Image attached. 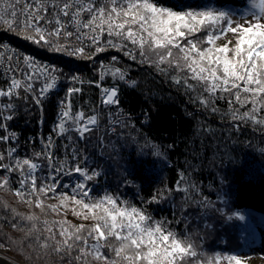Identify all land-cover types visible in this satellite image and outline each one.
I'll return each mask as SVG.
<instances>
[{
    "label": "snow or ice",
    "instance_id": "1",
    "mask_svg": "<svg viewBox=\"0 0 264 264\" xmlns=\"http://www.w3.org/2000/svg\"><path fill=\"white\" fill-rule=\"evenodd\" d=\"M213 0H202L200 8L173 10L159 6L157 0H0V22L9 30L17 31L27 41L52 52H65L70 56L93 59L110 49L140 64H147L169 81L177 90H183L193 105L210 114H220V119L236 131L253 127L264 133V0H248L249 7L243 14H236L212 7ZM239 15V19L236 17ZM242 20L243 22H240ZM228 35L234 38L227 40ZM221 38L224 44H218ZM61 41H64L63 43ZM80 46H76V44ZM91 51L86 54L85 49ZM11 59V57H9ZM23 62L32 69L26 82L13 78L6 89H0V97L20 98L19 89L31 94L32 103L41 111L43 101L57 87L58 70L41 66L34 58L24 56ZM121 57L113 55L109 64H101L99 80L88 81L101 89V105L119 106V82L135 87L136 81L126 78V70L117 66ZM106 76L117 81L112 87L101 83ZM72 81H79L76 76ZM39 89L35 83L41 82ZM83 83V81H79ZM78 87L67 89L66 99L58 103V120L49 136L43 141L42 150L33 153L37 159L47 162L50 169L43 182L35 173L42 166L32 158H20L18 149L0 152V188L9 184V177L18 174L19 187L12 189L21 202L44 212L46 209L60 214V208H69L81 223L73 224L65 216L60 220L40 221L34 214L23 215L20 221L31 222L25 233L35 240L40 249L51 248L61 256L70 258V264H247L238 253H215L202 256L194 233L187 231L190 222L187 215L192 207L204 208L205 203L187 195L186 176L179 173L173 192L185 193L180 205V217H173L178 225L185 223L180 231L173 221L154 219L145 209L120 201L119 197L105 195L88 199L90 190L86 182L93 181L101 173L82 167L88 157L81 154L77 141H87L90 134H99L103 109L72 111L71 97L81 92ZM24 99H28L27 96ZM225 101L227 109L221 112L218 101ZM16 106L9 100L0 103V120L12 121ZM5 112L10 114L5 115ZM107 113V131L115 133V125L128 126L123 114ZM147 116V113H145ZM0 130L7 124L0 123ZM210 132L211 129H201ZM53 134L66 139L65 150L71 148L70 158L56 162L57 145ZM16 133L0 135V143H11ZM101 150L110 147L105 134L97 138ZM113 150H114V146ZM171 147V146H170ZM159 155L160 153H156ZM81 178L73 187V194H59L58 204L45 205L44 197L55 193L61 181L58 174ZM51 181L48 183L47 181ZM65 188L69 185L65 184ZM191 187L198 193L195 185ZM163 193L153 195L147 203L158 201ZM216 211L223 214L222 209ZM237 215L243 220V216ZM231 217H229L230 219ZM91 221V223H87ZM43 224L46 236H41L38 224ZM13 228L17 223L12 224ZM57 234L59 239H57ZM52 242V243H50Z\"/></svg>",
    "mask_w": 264,
    "mask_h": 264
},
{
    "label": "trees",
    "instance_id": "2",
    "mask_svg": "<svg viewBox=\"0 0 264 264\" xmlns=\"http://www.w3.org/2000/svg\"><path fill=\"white\" fill-rule=\"evenodd\" d=\"M162 6L177 11L198 9L202 6V0H176ZM211 6L243 14L249 3L248 0H213ZM3 40L11 41L33 55L65 64L66 68L68 64H75L84 72V80H99L86 61L65 52L57 53L41 48L25 40L18 34V30H9L0 22V41ZM113 55L121 57L120 67L126 70L130 80L136 81L135 87H129L125 82L118 84L119 106L128 114V126H115L114 134L107 132L110 127L108 123L106 125L107 113L114 109L110 105H101V95L95 84H82V91L72 96L74 108L80 106L86 114H91V109H103L104 119L101 121L99 134H105V143L110 145L101 150L97 143L99 134L96 133L90 134L87 141H77L75 145L84 150L81 160L84 155L88 157L87 163L81 166L101 173L93 181L86 182L90 190L88 199H95L106 193L112 194L119 197L120 201L145 209L156 220L173 221V227L183 231L185 223L177 225L173 217H180V210L175 206L180 205L185 193L173 192L169 195L165 191L166 188H174L179 173L183 172L187 180L182 186L189 188L187 195L206 205L204 208L192 207L187 214L190 220L187 231L195 234L198 252L202 256L215 253L241 255L259 244L264 237V133L251 126L236 131L220 119V114H210L198 105L191 104L182 89L177 90L147 64H140L139 56L133 62L113 49L98 56L104 58ZM112 81L116 80L106 76L101 83L111 84ZM61 91L62 87L51 93L43 103L48 122L61 98ZM25 96L21 93L20 98L14 100L16 109L10 123L17 130L19 145L16 146V155L20 158H32L42 166L35 173L40 178V183L48 166L46 161L33 155L42 148L37 140L30 137L31 133H36V111L29 97L24 99ZM217 106L221 112L227 109L223 100L218 101ZM102 126L106 128L103 129ZM207 128L211 131L201 130ZM66 143L67 140L61 138L56 143L57 163L70 158L71 148L65 150L63 147ZM4 151H7V147L1 143L0 152ZM157 152L160 154L157 155ZM4 175L5 173L0 172V178ZM58 178L61 183L55 192L56 197L52 193L44 197L50 198L52 204H58L59 194L68 192L81 179L75 173L71 176L61 173ZM18 180V174H12L9 184L0 188V247L26 264H70V258L62 261L61 256L51 248L40 249L35 240L37 233L26 237L25 233L31 227V222L20 221L15 213L25 216L34 214L39 216L40 221L45 218L49 221L60 220L64 217L50 209L42 212L14 198L12 189L19 187ZM65 184L69 187L65 188ZM191 185H195L199 192ZM158 192L163 193V197L147 203ZM71 207L69 204V209ZM216 209H222L223 214ZM234 214H239L244 219L241 220ZM13 223H17L16 228L12 227ZM38 227L39 234L46 236L43 224L39 223Z\"/></svg>",
    "mask_w": 264,
    "mask_h": 264
},
{
    "label": "built area",
    "instance_id": "3",
    "mask_svg": "<svg viewBox=\"0 0 264 264\" xmlns=\"http://www.w3.org/2000/svg\"><path fill=\"white\" fill-rule=\"evenodd\" d=\"M173 1H176V0H157V3H158V5H164L166 3L173 2ZM76 46H80V45L77 43ZM90 51H91L90 49H87V48L85 49L86 54H88ZM24 56H30V57L34 58L36 63L41 65V66L48 65V66L53 67V68L58 70L57 72L53 73L54 75H56L58 77L57 87L54 90L50 91V93L47 95V98L51 95V93L55 92L57 89H60L62 87L61 98H59V100L57 101V103L55 105V111L53 112V116L51 117L49 122L46 121V119H45L44 106H43V110L41 111V109H39L35 105L36 114L39 117H41V120L40 121L38 120V122L36 123L37 124L36 133H34V134L31 133L30 137L34 140H37L39 142V144L42 143V145H43V141L49 136V133L55 127V124L58 120V115H57V113L59 111L58 103L60 100L66 99L67 89L69 87L80 88V86L82 84H84L88 81L84 80V78H85L84 72L79 68V66H75V64H68V68H66L65 64L54 62V61H52L48 58H44L42 56L32 55V54L30 55V53L29 54L26 53L23 49H20V48L16 47L15 45H12L11 43H8L7 41H3L0 43V89H6L8 87V85L10 84L11 79H13V78L20 79L22 82H26V76L32 72V69L28 68V66L26 64H24V62H23ZM36 56H38V57H36ZM9 57H11V59H9ZM78 59H82L83 61H86V58H78ZM92 63H93L92 61H90L88 63L86 62L89 69L92 71V73L95 74L94 70L92 69V65H91ZM69 71H71V72H69ZM72 76L78 77L79 81H83V83H80L79 81H72L71 80ZM127 79H129V77ZM102 84L104 87H109V86L104 85V83H102ZM41 85H42V81L35 83V87L37 89H39L41 87ZM118 87H119V85H118ZM99 92L101 95V89L100 88H99ZM28 94L31 97V94L30 93H28ZM3 99H4V97H2L0 99V103H7L8 100L4 101ZM11 101H12V99H11ZM44 101H43V103H44ZM71 101H72V97H71ZM99 101L101 102V96H100ZM12 103H13V101H12ZM98 105H99V102H98ZM110 106L113 107L114 110L112 113H114L115 115H118V114H123L126 116L128 115L123 111V109L120 106H116V105H110ZM78 110H82L81 107L77 106L74 108L73 103H72V111L76 112ZM6 113H8V112H5V114ZM115 115H114V118H115ZM123 115L121 116L122 120H124ZM9 122L10 121L7 122V121L0 120V123L7 124V128H9V130L8 129L7 130H0V135H7V134H9V132L16 133L14 128L10 126ZM46 123H47V125H46ZM115 126H119V125H115ZM53 139H54L55 143H57V141L60 138L56 137L55 134H53ZM8 149H10L9 143H7V150ZM44 175L47 176L48 174L45 173Z\"/></svg>",
    "mask_w": 264,
    "mask_h": 264
},
{
    "label": "rangeland",
    "instance_id": "4",
    "mask_svg": "<svg viewBox=\"0 0 264 264\" xmlns=\"http://www.w3.org/2000/svg\"><path fill=\"white\" fill-rule=\"evenodd\" d=\"M159 6H162V5H159ZM234 18H236V19H239V15H237L236 17H234ZM240 22H243L242 20H240ZM227 40H232L233 41V43H234V38L231 36V35H228V37H227ZM3 41H7L8 43H11L12 45H15V44H13L11 41H8V40H3ZM3 41H0V43L1 42H3ZM62 43L64 42V41H61ZM217 43L218 44H224V43H226V40L224 39V38H221V39H219L218 41H217ZM16 47H18V48H20L19 46H17V45H15ZM21 49V48H20ZM24 50V49H23ZM25 51V50H24ZM26 53H28L27 51H25ZM29 54V53H28ZM30 55H31V53H30ZM33 55V54H32ZM99 55V54H98ZM36 57H38V56H36ZM75 58H81V57H79V56H74ZM111 57L112 56H110V57H104V58H101V57H99V56H97V57H95V58H93V59H86V62L88 63V62H90V61H92L93 63L91 64L92 65V69L94 70V72H95V74L98 76V79H99V75H100V70H101V64H102V62L104 63V64H109L110 63V61H111ZM117 66H121V65H117ZM69 72H71V71H69ZM111 77V76H110ZM112 78V77H111ZM126 78H128V75L126 74ZM128 80H130V79H128ZM115 85V84H117V82L116 81H112V83L111 84H105L104 83V85H106V86H109V87H112L113 85ZM19 93L21 94V93H23V94H25L26 96H28L29 97V99H30V102L32 103V100H31V97H30V95L28 94V93H25L24 92V90H23V88H21V89H19ZM2 98V97H1ZM0 98V99H1ZM9 99L11 100L12 99V101H13V104L15 105V103H14V100L15 99H17V98H15V97H13V98H6V97H4V101H6V100H8L9 101ZM101 99H102V97H101ZM8 101H7V103H8ZM11 101V102H12ZM33 104V103H32ZM34 105V107H35V104H33ZM99 110H101V108L99 109ZM9 114V112L8 113H6L5 115H8ZM11 114H13V113H11ZM35 114V113H34ZM33 116V115H32ZM36 121L38 122V120L40 121L41 120V117H39L37 114H36ZM123 117L125 118H127V116L126 115H123ZM47 121V120H46ZM8 122V121H7ZM36 122V123H37ZM9 124H10V126L11 127H13L14 128V130L16 131V133H17V130H16V127L14 126V125H12L10 122H9ZM106 125H107V122H106ZM102 128L103 129H105L106 128V126H102ZM8 130H9V128H7ZM107 132H109V131H107ZM10 133H12V132H9V134ZM1 144V143H0ZM3 144H5V146L7 147V143H3ZM18 141H17V134H16V139L15 140H13L11 143H9V148H16V146L18 147ZM40 145V147L42 148L43 147V145H42V143H40L39 144ZM4 152H6V151H4ZM38 164H39V162H38ZM49 171H50V169L48 168V171L46 172V174H48L49 173ZM42 177L44 178L45 177V175L43 174L42 175ZM60 180V179H59ZM42 182H43V179H42ZM48 183H51V181L49 180V181H47ZM68 183V182H67ZM77 183V182H76ZM59 186V185H58ZM75 185H72L71 186V189H69L68 190V194L69 195H72L73 194V191H72V189H73V187H74ZM57 190H58V188H57ZM57 190H56V192H57ZM12 195H13V197L14 198H16L17 200H19L20 201V199L18 198V197H16L15 195H14V193H12ZM52 195L54 196V197H56V195L57 194H55V193H52ZM51 198H52V196H51ZM53 199V198H52ZM21 202V201H20ZM44 202L46 203V205H48V204H52L51 202V199L49 198H45L44 199ZM69 204L71 205V202H69ZM72 206V205H71ZM70 210L71 209H67V210H65L63 207H61L60 208V214H57V213H55V212H53V213H55V214H57V215H59V216H62V217H67L68 219H70L71 221H73V222H76V223H81V222H83V221H81L80 219H78L77 217H75V216H73V214H72V211L70 212ZM87 223H91V221H89V222H87ZM264 229V228H263ZM0 249L1 250H4V251H6L7 252V250L5 249V248H2V247H0ZM9 253L7 252V254L6 255H8ZM10 255V254H9ZM10 256H12V255H10ZM241 256L242 257H244V258H246V260H247V264H264V237H262L261 239H260V242H259V244H257L256 246H252L248 251H245V252H243L242 254H241ZM14 259H16L17 261H18V263H20V264H26L25 262H23V261H21V260H19V259H17V258H15L14 256H12Z\"/></svg>",
    "mask_w": 264,
    "mask_h": 264
},
{
    "label": "water",
    "instance_id": "5",
    "mask_svg": "<svg viewBox=\"0 0 264 264\" xmlns=\"http://www.w3.org/2000/svg\"><path fill=\"white\" fill-rule=\"evenodd\" d=\"M0 264H20L16 259H14L9 254H2L0 253Z\"/></svg>",
    "mask_w": 264,
    "mask_h": 264
},
{
    "label": "bare ground",
    "instance_id": "6",
    "mask_svg": "<svg viewBox=\"0 0 264 264\" xmlns=\"http://www.w3.org/2000/svg\"><path fill=\"white\" fill-rule=\"evenodd\" d=\"M0 253H2V254H7V252H6V251H4V250H1V249H0Z\"/></svg>",
    "mask_w": 264,
    "mask_h": 264
}]
</instances>
